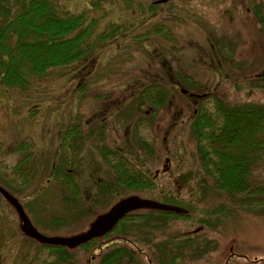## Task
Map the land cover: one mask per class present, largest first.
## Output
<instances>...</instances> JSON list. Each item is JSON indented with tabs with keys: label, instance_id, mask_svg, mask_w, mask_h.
I'll return each instance as SVG.
<instances>
[{
	"label": "rangeland",
	"instance_id": "obj_1",
	"mask_svg": "<svg viewBox=\"0 0 264 264\" xmlns=\"http://www.w3.org/2000/svg\"><path fill=\"white\" fill-rule=\"evenodd\" d=\"M72 4L76 13L83 8L81 0ZM126 4L108 0L88 11L98 18L85 56L34 78L28 90L1 92L0 187L18 198L45 237H73L119 197L136 192L155 200L162 192L177 194L193 206L185 217L138 210L117 232L68 249L25 236L17 213L0 196V264H102L116 248L120 264H264V115L254 139L261 148L255 149L248 174L258 190L228 195L208 177L188 183L183 176H194L197 169L188 120L197 106L190 102L197 99L179 91L210 93L227 107L246 102L264 114V0H169L151 8L155 14L148 11L149 2ZM162 27L171 39L153 33ZM109 31V39L99 37ZM147 31L153 32L140 36ZM150 85L160 91H136ZM69 125L78 126L75 135L67 133ZM68 137L75 149H67ZM111 151L128 158L131 171L141 176L140 169L154 179L158 170L155 181L162 192L116 179ZM25 157L21 169L29 174L22 181L11 167ZM58 165L78 179L79 188L57 180L52 170ZM106 237L116 239L99 249L100 241H111ZM134 243L139 250L132 254L127 247Z\"/></svg>",
	"mask_w": 264,
	"mask_h": 264
},
{
	"label": "trees",
	"instance_id": "obj_2",
	"mask_svg": "<svg viewBox=\"0 0 264 264\" xmlns=\"http://www.w3.org/2000/svg\"><path fill=\"white\" fill-rule=\"evenodd\" d=\"M106 1L81 0L83 8L76 13L71 10L73 4L70 0H0V96L3 90H28L34 84L31 82L34 78H42L51 69L66 67L85 56L93 45L86 40L90 38L98 18L97 15L89 16L88 11L103 8ZM138 1L149 2L148 11H154L151 8L155 0ZM133 5L134 0H127L125 6ZM161 31L158 28L140 36ZM111 34L113 32H103L99 37L109 39ZM148 87L157 88L152 91H160L159 86L150 85L141 92ZM152 101L157 102V97L154 96ZM263 115L261 109L247 105L226 108L216 98L201 101L191 114L190 131L195 140L201 173L210 178L216 188L231 193L257 190L248 182L251 159L245 151L256 144L254 139L261 129ZM112 156V168L118 179L134 189L135 184L152 187L148 178L131 171V163L122 155L113 153ZM24 160L26 157L11 167L19 180L28 174L21 169ZM2 169L0 159V174ZM56 173L64 184L73 186L71 177H59L60 169ZM168 202L175 201L170 197ZM185 204L190 207L188 201ZM113 262V259L108 260V264Z\"/></svg>",
	"mask_w": 264,
	"mask_h": 264
},
{
	"label": "water",
	"instance_id": "obj_3",
	"mask_svg": "<svg viewBox=\"0 0 264 264\" xmlns=\"http://www.w3.org/2000/svg\"><path fill=\"white\" fill-rule=\"evenodd\" d=\"M160 1L164 2L166 0H160ZM0 193L17 211L19 218L21 220V230L25 235L42 244L52 245V246L58 245L68 248H74L80 244L86 243L92 238L104 235L105 233L109 232L112 229V227L116 224V222L120 218H122L126 213L136 209L150 208V209H158L163 211H175V212L181 211L180 208L172 205L162 204L151 200L140 199L131 196L124 198L118 201L117 203H115L103 216L99 217L86 232L80 235L73 237H66V238L45 237L39 234L34 229V227L29 222L28 218L26 217L22 207L14 197L8 194L1 187H0Z\"/></svg>",
	"mask_w": 264,
	"mask_h": 264
},
{
	"label": "flooded vegetation",
	"instance_id": "obj_4",
	"mask_svg": "<svg viewBox=\"0 0 264 264\" xmlns=\"http://www.w3.org/2000/svg\"><path fill=\"white\" fill-rule=\"evenodd\" d=\"M176 171H177V167L176 168H174ZM157 173H158V171H156V175H157ZM109 239H111V241H109V242H105V243H102V241H100L99 243H98V245H100V247H99V249L102 247V246H104V245H108L109 243H111L112 241H115V237L114 238H109V237H106L104 240H109ZM134 247L135 248H133V247H127L129 250H130V252L132 253V254H135V252L137 251V250H139V246L138 245H136L135 243H134ZM119 248H116V251L115 252H113V253H110L111 255L110 256H114V257H116V259H117V264H120V252H119V250H118ZM132 249H134V250H132ZM107 254V253H106ZM105 254V255H106ZM104 255V256H105ZM94 256H92L91 258H93ZM107 258H105V259H103V261H105Z\"/></svg>",
	"mask_w": 264,
	"mask_h": 264
}]
</instances>
